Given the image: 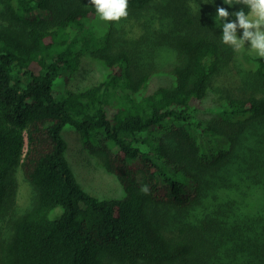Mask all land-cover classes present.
<instances>
[{"label": "trees", "instance_id": "trees-1", "mask_svg": "<svg viewBox=\"0 0 264 264\" xmlns=\"http://www.w3.org/2000/svg\"><path fill=\"white\" fill-rule=\"evenodd\" d=\"M152 1L128 0L127 17L106 22L90 0H3L0 264H264V92L241 87L203 117L232 74L222 28L205 24L211 2L203 17L191 0L185 27L179 18L166 33ZM84 56L103 66L101 80L55 86ZM249 59L264 84V58ZM66 125L123 198L82 188L64 156ZM17 171L31 189L19 212Z\"/></svg>", "mask_w": 264, "mask_h": 264}, {"label": "rangeland", "instance_id": "rangeland-1", "mask_svg": "<svg viewBox=\"0 0 264 264\" xmlns=\"http://www.w3.org/2000/svg\"><path fill=\"white\" fill-rule=\"evenodd\" d=\"M211 2V10L209 11V22L205 24L210 27H220L221 21L216 17V8L225 7L228 10L229 5L224 4L223 0H195L197 3L194 5L200 12L199 15L203 16L202 11L207 7L206 2ZM214 2V5H213ZM3 0H0V9L3 7ZM152 9L149 8L148 13L151 15H158L164 22V31L171 33L177 29L179 18L182 22L181 26L184 28L186 23L182 21L183 15H190L192 6L191 0H153ZM202 5H201V4ZM169 4L171 6L169 7ZM204 5V9L203 6ZM213 6V7H212ZM203 9V10H201ZM40 13L45 15L44 11L36 10L33 14ZM149 14V15H150ZM197 16V19L200 18ZM149 17V16H148ZM146 17L145 19H147ZM143 21V26L149 34H153L155 25L152 21ZM201 22V21H200ZM178 29H182L180 26ZM242 29H238L237 35H242ZM226 50H231V72L230 81L227 79V84L222 93L223 96L218 94L219 89L211 91L204 102V106L207 110L203 111V117H210L215 113L208 109V107H214L221 101L222 97H226L227 94L235 95V92H240V88L243 89H256L257 91L264 92V84L262 81L255 78L252 71V64L249 58L257 56L254 52L247 50L250 47L249 42H245L244 51H234L230 46L224 44ZM171 58V54L166 55V58ZM104 73L103 66L96 60L87 56L81 58L78 63L77 69L70 73L65 80L61 77L55 82L60 90H80L92 83H96L101 80ZM161 82L160 76H155L152 86L155 87ZM221 84V83H220ZM223 85V84H221ZM242 85V86H241ZM220 93V92H219ZM72 109V107H70ZM62 136L66 140V149L64 156L72 169L77 181L81 184L82 188L89 192L96 200L105 201L108 199H121L125 196V190L116 178V176L106 171L101 164L100 159L97 156L92 155L88 149L84 146L81 135L78 130L66 125L62 128ZM18 191L16 200L14 203L15 212L21 211L29 204L31 189L29 184L23 179L22 175L17 171Z\"/></svg>", "mask_w": 264, "mask_h": 264}, {"label": "clouds", "instance_id": "clouds-1", "mask_svg": "<svg viewBox=\"0 0 264 264\" xmlns=\"http://www.w3.org/2000/svg\"><path fill=\"white\" fill-rule=\"evenodd\" d=\"M229 6L239 4L246 7L230 13L225 7L216 8V17L221 21L222 43L234 51L245 50V42L250 43L247 49L264 58V0H223ZM99 18L106 22H118L128 15V0H90ZM234 19H229V17ZM242 29V35L237 30ZM141 192L149 193V187L143 185Z\"/></svg>", "mask_w": 264, "mask_h": 264}]
</instances>
